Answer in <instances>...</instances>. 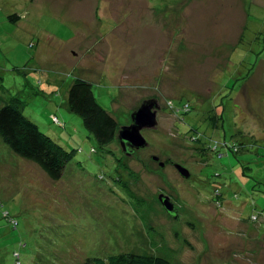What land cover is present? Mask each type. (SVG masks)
<instances>
[{
  "label": "rangeland",
  "instance_id": "rangeland-1",
  "mask_svg": "<svg viewBox=\"0 0 264 264\" xmlns=\"http://www.w3.org/2000/svg\"><path fill=\"white\" fill-rule=\"evenodd\" d=\"M263 46L264 0H0V109L18 100L74 152L56 181L0 137V264H86L124 253L264 264L262 77L251 95L245 90ZM75 79L93 85L120 127L157 99L158 126L142 131L149 146L132 157L117 139L100 147L68 109ZM210 139L222 142L220 155L204 150Z\"/></svg>",
  "mask_w": 264,
  "mask_h": 264
},
{
  "label": "trees",
  "instance_id": "trees-1",
  "mask_svg": "<svg viewBox=\"0 0 264 264\" xmlns=\"http://www.w3.org/2000/svg\"><path fill=\"white\" fill-rule=\"evenodd\" d=\"M18 18L17 15L10 17L15 22L19 20ZM67 104L69 111L81 118L85 130L94 137L100 147H109L116 139L119 141L118 134L121 127L117 120L98 104L93 85L89 81L83 79L73 81L68 89ZM184 110L185 112L189 111L190 105L186 104ZM55 118L59 125H64L58 117ZM0 137L15 154L39 165L52 180L57 181L63 177L68 164L74 157L73 151L64 149L50 136L43 133L37 124L28 119L16 99H11L0 109ZM226 145L229 147V144ZM222 147V142L210 139L204 150L209 151L210 154L220 155ZM230 149L239 152L236 144H233ZM215 195L218 197L219 202L221 201V204H223L222 194L218 189ZM171 201L174 203L172 199ZM257 219L259 218L257 217ZM86 264L173 263L162 257L124 253L108 258H91L87 260Z\"/></svg>",
  "mask_w": 264,
  "mask_h": 264
},
{
  "label": "water",
  "instance_id": "water-1",
  "mask_svg": "<svg viewBox=\"0 0 264 264\" xmlns=\"http://www.w3.org/2000/svg\"><path fill=\"white\" fill-rule=\"evenodd\" d=\"M161 109L157 99L144 101L141 106L133 112L131 119L132 124L129 126L121 127L118 140L125 155L131 157L135 155L138 150L145 149L149 146V142L143 136L142 131L145 129H155L158 126V112ZM151 160L159 165L160 168H165V163L160 160L156 155L151 156ZM180 176L184 179H190V171L180 164L170 160ZM159 200L168 214L178 220V209L171 201L169 196L164 194L160 195Z\"/></svg>",
  "mask_w": 264,
  "mask_h": 264
},
{
  "label": "crops",
  "instance_id": "crops-1",
  "mask_svg": "<svg viewBox=\"0 0 264 264\" xmlns=\"http://www.w3.org/2000/svg\"><path fill=\"white\" fill-rule=\"evenodd\" d=\"M263 33V32H262ZM264 46L262 47V50ZM235 52V51H234ZM263 52V51H262ZM262 74V76H261ZM260 77H262V98L264 97V60L262 59V68L259 66L255 69L254 74L250 76L246 81V89L250 95L254 92V89L257 88V84L261 82ZM251 98V97H250ZM263 100V99H262ZM260 139L262 140V134H259Z\"/></svg>",
  "mask_w": 264,
  "mask_h": 264
},
{
  "label": "flooded vegetation",
  "instance_id": "flooded-vegetation-1",
  "mask_svg": "<svg viewBox=\"0 0 264 264\" xmlns=\"http://www.w3.org/2000/svg\"><path fill=\"white\" fill-rule=\"evenodd\" d=\"M160 111V110H159ZM170 160H172V159H168L167 161H164V163H165V168L164 169H166V167L168 166V165H170V166H172L173 168H175L173 165H171L170 164ZM176 163V162H175ZM184 167V166H183ZM186 168V167H185ZM180 219V218H179ZM178 219V220H179Z\"/></svg>",
  "mask_w": 264,
  "mask_h": 264
},
{
  "label": "built area",
  "instance_id": "built-area-1",
  "mask_svg": "<svg viewBox=\"0 0 264 264\" xmlns=\"http://www.w3.org/2000/svg\"><path fill=\"white\" fill-rule=\"evenodd\" d=\"M219 144V143H218Z\"/></svg>",
  "mask_w": 264,
  "mask_h": 264
}]
</instances>
